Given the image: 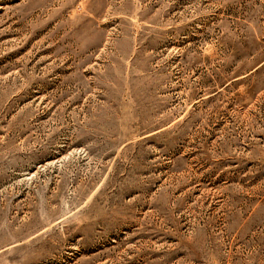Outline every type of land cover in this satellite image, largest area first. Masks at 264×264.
Instances as JSON below:
<instances>
[{
  "label": "rangeland",
  "instance_id": "1",
  "mask_svg": "<svg viewBox=\"0 0 264 264\" xmlns=\"http://www.w3.org/2000/svg\"><path fill=\"white\" fill-rule=\"evenodd\" d=\"M0 264H264V0H0Z\"/></svg>",
  "mask_w": 264,
  "mask_h": 264
}]
</instances>
